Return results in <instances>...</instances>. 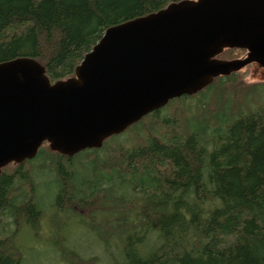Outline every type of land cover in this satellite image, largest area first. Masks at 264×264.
<instances>
[{"label": "trees", "instance_id": "trees-1", "mask_svg": "<svg viewBox=\"0 0 264 264\" xmlns=\"http://www.w3.org/2000/svg\"><path fill=\"white\" fill-rule=\"evenodd\" d=\"M182 1L0 0V64L32 58L52 84L70 79L108 29ZM238 75L171 101L129 128L130 138L114 136L74 157L45 143L24 164L47 162L41 170L54 207L77 216L88 209L90 218L120 213L123 264H264V83L241 86ZM250 97L255 109L241 105ZM185 100L195 107L184 109ZM171 107L179 121L161 115ZM24 164L0 174V264H22L15 233L42 218L43 186ZM5 219L15 227L8 236ZM150 239L155 245L145 250ZM69 247L67 261L94 262Z\"/></svg>", "mask_w": 264, "mask_h": 264}, {"label": "water", "instance_id": "water-1", "mask_svg": "<svg viewBox=\"0 0 264 264\" xmlns=\"http://www.w3.org/2000/svg\"><path fill=\"white\" fill-rule=\"evenodd\" d=\"M246 59L222 60L227 50ZM252 63L264 68V0H184L108 29L77 67L52 84L32 58L0 64V174L52 152L101 149L171 101Z\"/></svg>", "mask_w": 264, "mask_h": 264}, {"label": "rangeland", "instance_id": "rangeland-1", "mask_svg": "<svg viewBox=\"0 0 264 264\" xmlns=\"http://www.w3.org/2000/svg\"><path fill=\"white\" fill-rule=\"evenodd\" d=\"M244 56L245 52L239 55V59H243ZM238 74L239 79L235 82L241 86L264 83V69L255 63L248 65ZM260 103H264V95ZM194 104L195 101L185 100L181 106L188 109L194 108ZM241 105L242 107L252 106L255 109L258 103L255 98L250 97L243 99ZM178 109L175 107V111ZM175 111L171 107L161 115L170 121H179L180 118H177L178 114ZM129 133L130 131L125 135L127 137L124 136L122 139L130 138ZM45 165L47 166L46 161L38 159L33 166L30 164L23 166L25 170H33L38 183L43 186L38 192V202L42 205L43 212L36 228L23 220L25 224L22 223V227L15 233L14 244L22 255V264H78L77 258L67 261L69 255L65 257L64 252L69 246L81 258L88 259L90 262L94 261L91 264H123L124 258L119 249L120 213L101 212L97 213L94 218H90L91 211L88 209L79 211L77 216L54 207L51 204L53 194L50 197L49 192L44 188L48 177L42 173L41 168ZM9 223L7 219L2 222L1 231L4 236L14 232L13 225L7 227ZM154 245L155 242L150 239L145 250L152 249Z\"/></svg>", "mask_w": 264, "mask_h": 264}, {"label": "flooded vegetation", "instance_id": "flooded-vegetation-1", "mask_svg": "<svg viewBox=\"0 0 264 264\" xmlns=\"http://www.w3.org/2000/svg\"><path fill=\"white\" fill-rule=\"evenodd\" d=\"M247 55H248V53H247V51H245V56H244V58L243 59H246L247 58ZM255 64H257V63H255ZM258 66H260L261 68H263L261 65H259V64H257ZM250 66V65H249ZM264 69V68H263Z\"/></svg>", "mask_w": 264, "mask_h": 264}]
</instances>
